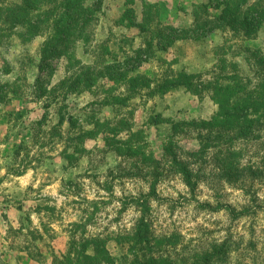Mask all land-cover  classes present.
Segmentation results:
<instances>
[{
	"label": "rangeland",
	"instance_id": "374dc122",
	"mask_svg": "<svg viewBox=\"0 0 264 264\" xmlns=\"http://www.w3.org/2000/svg\"><path fill=\"white\" fill-rule=\"evenodd\" d=\"M59 1L0 0V264L141 262L133 198L154 180L148 257L192 264L216 244L213 264H264V121L206 124L226 76L264 71V19L250 35L232 21L264 0L221 26L224 0H82L71 34L87 38L50 56Z\"/></svg>",
	"mask_w": 264,
	"mask_h": 264
},
{
	"label": "trees",
	"instance_id": "16d2710c",
	"mask_svg": "<svg viewBox=\"0 0 264 264\" xmlns=\"http://www.w3.org/2000/svg\"><path fill=\"white\" fill-rule=\"evenodd\" d=\"M224 1L219 16V26L230 24L231 22L229 21L231 20H227V16L229 14H236V11L240 10L244 3L242 1L239 4L236 0ZM59 4L63 6V8L59 12L58 20L55 22V27L53 29L54 33L49 39L50 43L46 45V48H48V46L54 47L49 53L50 56L57 53H66V48L71 42V35L79 36L83 40L87 38V34H71V30L76 28L78 24L84 26L90 20L92 13L91 7L84 6L82 0H60ZM203 5L204 4H202V6ZM249 17L254 22L262 21L264 19V2H259L257 5H247L242 11V15L237 14L232 17V21L235 20V23L237 22L246 30V35H250L253 31V29L248 28V26H250V24L247 23ZM61 47H63L62 50ZM258 59L264 64V54L259 56ZM227 77L229 80L225 84L227 91L226 98L218 102L217 111L213 118L206 122V124L210 125L211 128L218 126L220 129L224 128V131L231 130V132L237 134L236 137H245L255 122L260 120L264 121V71L257 76L259 78L258 82L251 87H247L243 79L238 76H232L230 78L226 76V78ZM65 82L66 81H63V83ZM178 85L179 83L173 81L167 84V86L158 85L154 91L160 87H164L162 89H168ZM183 85L185 88L191 89V84L187 83ZM175 161L178 166L176 171L183 176L186 185L193 189L196 182L193 178L192 170L183 162L177 161L176 159ZM155 185L156 181L154 180L151 182L149 193L147 195H140L142 200L133 198V200H136V202L134 201L135 204L142 210L141 217L136 222L133 231L129 234L132 248L136 249L137 254L142 253V257L136 258V260L141 259V262H137V264H166L160 259L151 256L148 257L147 255V253H149V248H151V234L148 220H144V215L150 207L148 199L151 196H155ZM217 247L218 246L214 244V246H211L210 249L202 252V254L195 255L192 264H213L218 261L221 254L224 252H221Z\"/></svg>",
	"mask_w": 264,
	"mask_h": 264
}]
</instances>
